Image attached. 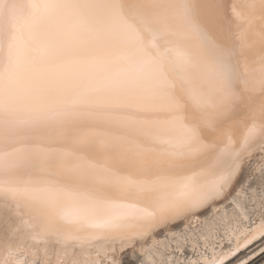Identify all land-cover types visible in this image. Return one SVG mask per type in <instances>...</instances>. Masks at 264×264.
I'll list each match as a JSON object with an SVG mask.
<instances>
[{"label": "bare ground", "instance_id": "bare-ground-1", "mask_svg": "<svg viewBox=\"0 0 264 264\" xmlns=\"http://www.w3.org/2000/svg\"><path fill=\"white\" fill-rule=\"evenodd\" d=\"M35 2L0 18V236L130 230L264 138V0Z\"/></svg>", "mask_w": 264, "mask_h": 264}, {"label": "snow or ice", "instance_id": "snow-or-ice-1", "mask_svg": "<svg viewBox=\"0 0 264 264\" xmlns=\"http://www.w3.org/2000/svg\"><path fill=\"white\" fill-rule=\"evenodd\" d=\"M258 236L264 237V138L237 149L191 199L130 230L86 243L13 226L0 236V264H228Z\"/></svg>", "mask_w": 264, "mask_h": 264}, {"label": "clouds", "instance_id": "clouds-1", "mask_svg": "<svg viewBox=\"0 0 264 264\" xmlns=\"http://www.w3.org/2000/svg\"><path fill=\"white\" fill-rule=\"evenodd\" d=\"M15 7H17V0H0V18L7 19ZM32 8L35 26L38 29H46L58 18L61 6L54 0H36ZM50 9H56L57 15H51Z\"/></svg>", "mask_w": 264, "mask_h": 264}, {"label": "rangeland", "instance_id": "rangeland-1", "mask_svg": "<svg viewBox=\"0 0 264 264\" xmlns=\"http://www.w3.org/2000/svg\"><path fill=\"white\" fill-rule=\"evenodd\" d=\"M252 244V243H251ZM245 250V249H244ZM257 264H264V261L262 260V261H260V262H258Z\"/></svg>", "mask_w": 264, "mask_h": 264}]
</instances>
